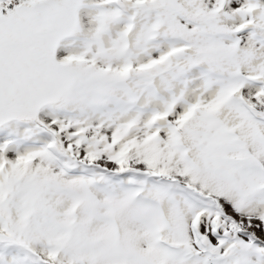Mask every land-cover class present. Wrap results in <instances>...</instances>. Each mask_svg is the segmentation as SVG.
I'll use <instances>...</instances> for the list:
<instances>
[{
    "label": "snow or ice",
    "instance_id": "6c2138e0",
    "mask_svg": "<svg viewBox=\"0 0 264 264\" xmlns=\"http://www.w3.org/2000/svg\"><path fill=\"white\" fill-rule=\"evenodd\" d=\"M0 264H264V0H0Z\"/></svg>",
    "mask_w": 264,
    "mask_h": 264
}]
</instances>
